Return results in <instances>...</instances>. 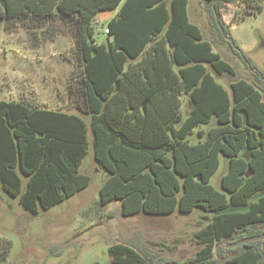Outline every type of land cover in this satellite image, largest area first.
Here are the masks:
<instances>
[{"label":"trees","instance_id":"1","mask_svg":"<svg viewBox=\"0 0 264 264\" xmlns=\"http://www.w3.org/2000/svg\"><path fill=\"white\" fill-rule=\"evenodd\" d=\"M189 1L0 0V19L28 21L43 35L59 24L67 28L76 69L70 92L89 115L88 123L81 114L0 99V185L24 209H48L89 185L90 176L78 168L90 131L94 159L108 172L100 206L119 201L125 217L202 213L206 224L195 233L200 247L182 264L211 263L217 243L264 233L254 230L264 226V89L238 76L214 49V39L190 19ZM204 1L213 37L256 69L227 40L230 29L218 11L240 2L253 14L263 0ZM111 9L106 40L97 42L96 15ZM216 76H228L229 88ZM256 76L264 84V74ZM221 156L226 171L216 188L211 177ZM136 239L109 244L111 264H162ZM10 249L0 235V263ZM218 254L231 255L221 264H264V240L219 245Z\"/></svg>","mask_w":264,"mask_h":264},{"label":"rangeland","instance_id":"2","mask_svg":"<svg viewBox=\"0 0 264 264\" xmlns=\"http://www.w3.org/2000/svg\"><path fill=\"white\" fill-rule=\"evenodd\" d=\"M262 5L260 11L247 14L243 3L223 4L218 13L240 51L264 74V0ZM188 12L204 36L214 39V49L236 68L238 76L263 91L264 84L246 65V58L234 54L224 40L213 37L205 1L190 0ZM110 15H115V10H101L96 15L97 42L106 40ZM33 29L28 21L0 19V99L81 114L89 123V115L76 108L79 102L75 93L70 92L76 71L72 35L62 24L53 35L47 32L43 35L40 29H34L33 35ZM216 79L229 88L228 76H216ZM181 104V111L187 113L186 94L181 95ZM214 124L212 120L210 125ZM198 128L206 129V126ZM88 140L87 153L78 170L90 176V183L64 201L32 212L0 185V235L11 241L10 252L0 264H111L109 244L131 241L134 237H138L136 242L143 250L161 259L162 264L170 260L182 264L192 259L200 247L195 233L206 224L202 213L175 212L161 216L140 213L125 217L120 213L119 201L100 206L99 188L108 172L98 167L94 159L90 131ZM225 171L226 159L221 156L220 165L211 177L216 188H220ZM254 230L262 231L264 226L258 225ZM216 254L219 256L218 247Z\"/></svg>","mask_w":264,"mask_h":264},{"label":"water","instance_id":"3","mask_svg":"<svg viewBox=\"0 0 264 264\" xmlns=\"http://www.w3.org/2000/svg\"><path fill=\"white\" fill-rule=\"evenodd\" d=\"M213 5H214V1L212 2V9H213V13H214L215 21H216L217 24L220 26L221 23H220V21H219V19H218L217 12H216V10H215V8H214ZM226 38H227V40L230 42V44H231L233 47H235V44H234L233 38H232V37H226ZM240 114H241V116H242V118H243V123H244V124H247V122H248V117H247L246 112H244V111H240ZM246 175H248V174H246ZM259 240H264V233H263V234H260V235H253V236H250V237H245V238H243V239H240V240H238V241H236V242L230 244L229 247H237V246H239V245H242V244H245V243H248V242L259 241ZM224 242H226V241H224ZM224 242H223V243H224ZM223 243H217L216 246H215V251H217V247H218L219 245H222ZM230 257H231V255H228V256H226V257H224V258H221V257H219L218 255H216V256H215V260H214L213 262H211V263H207V264H221V263H223L225 260H228ZM165 264H169V263H165Z\"/></svg>","mask_w":264,"mask_h":264},{"label":"flooded vegetation","instance_id":"4","mask_svg":"<svg viewBox=\"0 0 264 264\" xmlns=\"http://www.w3.org/2000/svg\"><path fill=\"white\" fill-rule=\"evenodd\" d=\"M240 53V52H239ZM247 66H250V64L249 63H247L246 64ZM250 68H251V66H250ZM252 69V68H251ZM252 73H257V74H259L260 75V72L259 71H257V69H252ZM232 243H234V242H232ZM232 243H229L228 241H226V242H224L222 245L223 246H227V247H229V245L230 244H232ZM229 248H234V247H229ZM228 256V255H227ZM167 263V262H166Z\"/></svg>","mask_w":264,"mask_h":264},{"label":"crops","instance_id":"5","mask_svg":"<svg viewBox=\"0 0 264 264\" xmlns=\"http://www.w3.org/2000/svg\"><path fill=\"white\" fill-rule=\"evenodd\" d=\"M115 13H116V10H115ZM188 14H189V12H188ZM112 17H114V15H110V17H109V20L112 18ZM108 20V21H109ZM44 107V106H43ZM47 108V107H46ZM52 109H54V108H52Z\"/></svg>","mask_w":264,"mask_h":264},{"label":"built area","instance_id":"6","mask_svg":"<svg viewBox=\"0 0 264 264\" xmlns=\"http://www.w3.org/2000/svg\"><path fill=\"white\" fill-rule=\"evenodd\" d=\"M107 32V29L105 28V33Z\"/></svg>","mask_w":264,"mask_h":264}]
</instances>
